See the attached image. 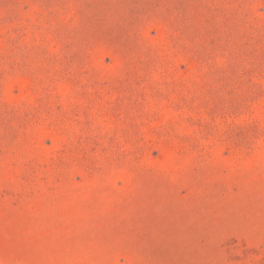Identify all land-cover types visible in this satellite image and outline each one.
<instances>
[{"label": "rangeland", "instance_id": "1", "mask_svg": "<svg viewBox=\"0 0 264 264\" xmlns=\"http://www.w3.org/2000/svg\"><path fill=\"white\" fill-rule=\"evenodd\" d=\"M0 264H264V0H0Z\"/></svg>", "mask_w": 264, "mask_h": 264}]
</instances>
